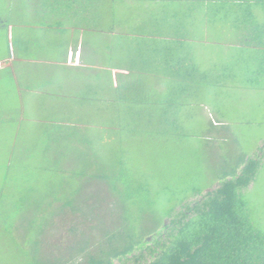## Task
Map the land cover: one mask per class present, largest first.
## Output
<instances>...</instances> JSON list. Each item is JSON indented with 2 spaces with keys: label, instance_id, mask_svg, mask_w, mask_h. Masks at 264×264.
<instances>
[{
  "label": "trees",
  "instance_id": "trees-1",
  "mask_svg": "<svg viewBox=\"0 0 264 264\" xmlns=\"http://www.w3.org/2000/svg\"><path fill=\"white\" fill-rule=\"evenodd\" d=\"M26 1L27 7H22L19 12L42 14L41 21L37 22L43 24L53 19L56 25H63L64 29L58 27L59 32L84 30V36L95 37L99 31L103 36L98 43L103 69L93 80L85 77L78 88L80 94L72 91L73 96H70L80 111L82 108L92 110L90 113L97 119L88 116L91 123L81 126L79 123H85V120L78 118L79 123L64 126L58 119L62 114L47 118L42 113V118L51 123L46 138L40 140L43 153L40 151L39 156L23 158L32 161L27 164L30 167L37 159L40 169L58 166L63 158H82L83 169L76 170L77 175L71 181L78 183L79 178L86 176L104 181L113 192L108 207L115 221L112 226H104L101 238L94 241V245L74 223L69 226V233H79V238L59 251H43L40 238L44 229L53 224L55 215L69 208L87 216L86 208L81 204L83 194L75 199L74 187L68 192L69 181L66 180L55 191L48 189L39 199L29 203L27 211L23 209L27 198L20 195L31 191L30 186H22H32L33 180L17 186L16 190L21 192L18 196H13L15 189L10 192L0 188L1 231L15 230L16 217L31 213L27 228L34 229L31 234L26 229L25 241L29 240L28 246H33L34 251L26 252L21 262L113 264L114 260L129 259V255L132 257L137 251L148 248L149 258L145 264H264V207H258V202L246 198L250 184L264 163V141L256 149L262 153L239 157L228 171H223V166L216 187L203 194L204 188L193 187V193H201V198L193 204H184L182 198L177 202L181 207L177 211L175 207H163L160 211L156 205L160 223L144 231L136 228L138 220L134 222L128 218L131 215L125 214L132 208L124 201H132L133 205L138 201L139 205L142 197L150 198L152 187L148 188L142 182L133 186V177L127 181L113 171L111 165L105 166L102 160L105 145L104 148L100 146L103 140H106L103 144L111 141L110 144L115 145L114 154L122 157L119 165L123 166V158L128 155L125 145L151 137L168 140L175 137L174 131L189 126L187 120L193 117L195 98L221 100L229 86L264 91V0ZM115 25L121 27L113 33ZM226 31L233 36L228 34V39H222L221 34ZM225 45L229 49L225 50L224 56L211 59L210 53L217 52L212 48ZM209 49L212 50L207 54ZM201 56H209L207 62L204 63ZM117 68H124L128 73L120 72L113 86L110 73ZM134 108L140 114L132 111ZM216 110L220 112L221 106ZM18 113H22L21 108ZM21 122L22 119L7 122L9 135L0 137L2 141L13 142L0 146V151H10L9 168L21 158L17 151L26 149L23 139L18 136ZM220 122L210 117L215 136L205 134L206 142H200L201 147L209 149L208 138L224 134L217 128L224 125ZM191 127L182 132L192 137L195 132ZM72 168L65 169L64 173L75 170ZM21 176L23 179L25 174ZM48 178L43 182L50 183ZM60 195L64 196L60 198ZM8 200L13 203L6 204ZM150 201L155 206L158 199ZM149 235L150 241L146 239ZM77 257H81V261L78 262Z\"/></svg>",
  "mask_w": 264,
  "mask_h": 264
},
{
  "label": "rangeland",
  "instance_id": "rangeland-1",
  "mask_svg": "<svg viewBox=\"0 0 264 264\" xmlns=\"http://www.w3.org/2000/svg\"><path fill=\"white\" fill-rule=\"evenodd\" d=\"M26 2V0H22V2L21 0L18 2L17 0H0V18L1 16L7 17L8 24L12 26V30L17 31L22 22H27L29 25L33 22L36 26L34 30L32 27L30 28V26L24 30L19 28L25 35L22 42L26 47L23 48L20 59L13 62V68H15L14 66L17 64L18 66L16 69L19 68V70L21 69L22 71H39L46 69L47 66L51 64L54 56H63L64 45H71V47L73 46L76 50L75 52H72L73 55L69 59L76 57L79 61V56H86L83 52H80V44H82L84 48L83 51L87 56H101L98 52L100 47L98 43H101L103 36L99 31L95 33L97 34L95 37H90L89 35L84 36V34H86L84 30L64 32L62 30L59 32L57 30L58 27L63 28V25H56L53 19H49L48 22H46V24L50 23V25L47 26L46 24L37 22L41 21L42 14L37 16L34 13L31 15L25 12L24 14L19 12L21 5H23L24 8L27 7L25 4ZM28 19H32L33 21H29ZM120 27L121 26L119 25H115V27H113V33L118 32ZM12 33L15 35V32L12 31ZM78 34H81L80 38L77 36ZM228 34L231 36L232 33L229 31L222 32L221 38L223 39L226 37L228 39ZM97 40L99 42H97ZM4 41L3 29L0 28V58H4L3 55L6 51ZM212 49H215L217 52L210 53L211 59H213V56H224L226 53L225 50H228L229 48L225 45L217 46ZM212 49L206 50V53L209 54ZM14 52L13 47V56H11V60L15 57ZM201 57L202 61L205 63L209 56ZM23 58L29 60L23 61ZM82 61L83 59L80 58V61L77 64H82ZM68 63L69 62H67V64ZM70 63V69L72 70L71 75H74V65H72L75 64L74 59H72V62ZM99 64H102V62L96 63L93 69L85 66L86 73H90V71H100L101 68ZM82 74L86 77L84 73ZM43 77H46V75L43 74ZM4 79V82H7V78ZM35 79H42L41 75L36 74L34 79L31 80ZM41 81L42 80H40V82ZM4 82L0 81L1 84ZM21 82L22 85H26L28 83L27 78L21 77ZM35 83L37 84V81ZM220 90L221 89H218V91ZM224 93L225 94L222 95L221 100L215 98L214 100L206 101L195 98L197 103L193 110V117L192 119L187 120L189 126L192 125L190 129L195 132L192 137H189L182 132L189 127L187 126L184 130L181 128L177 130L178 132H181L180 134H177V131H174L175 137L168 140L156 137H153L155 138L153 139L151 137L130 142L129 145H125V149L128 150V155L123 158V166L119 165V161L122 160V157H118L114 154L115 145L112 146L110 144L111 141L109 144H103V141L106 140L100 142V146L103 145V148L105 145V148L102 151V160H104L103 164L105 166L111 165V169L117 171L119 176L125 178L127 181H130V178L133 177V186L137 184L139 185V182H142L147 184L148 188L152 187L153 189L150 188V198L158 199L155 206L151 205L150 200L152 199L146 196L142 197L139 205L138 201L136 205H133L132 201H124L126 205L132 208L125 214L131 215V217L128 218L134 222L136 220L139 221V225L136 226L138 230H149L160 223V212L156 208V205L159 206L160 211L163 207H175V210L177 211L181 208L180 203L177 202L182 198H184V204H193L195 200L201 198V193L203 194L207 190L217 186V180H219L218 178H220V174H222L223 171L230 170L233 166V162L237 161L239 157L249 156L253 152L262 153L261 150L256 151V149H258V146L264 141V91L254 88L241 89L229 86L225 89ZM201 96L203 95H200L199 97ZM22 97H25L24 104L26 106L27 115L23 113L24 118L18 126L20 131L18 136L23 139L26 149L23 148L22 151H17L21 155V158L15 160L10 165V168L7 166V162L11 161L12 158L8 156L10 151H0V188L2 191L8 190L10 192L15 189L13 196H18L21 192L16 190L18 189L17 186H22L26 181L33 180L34 183L32 186L31 184H24L22 186H30L31 191L24 192L20 195L21 197L25 196L27 198L25 200L27 202L23 203V209L28 211L29 208L27 206L29 203H33L39 199L48 189H53V191H55V188L60 183L68 180L69 186L67 191L70 192L71 188L74 187L73 192L77 194L74 197L75 199L83 194L81 197V204L86 208L84 210L87 211V216H84L77 211L72 212L69 208L64 209L58 214V216L55 215L53 224L44 229V234L41 236L42 238H40V245L42 246L43 251H59L60 249H64V247L70 245V242H73L75 238H79L80 236L79 233L75 234L77 236L69 233L68 228L74 223H77L80 231H84V235H82L90 240L92 243L91 245H94V241H98V238H101L104 226H112L115 221L114 215L109 211L108 207L109 202L113 199V192L111 193L110 188H108L104 181L95 177L86 176L79 178L80 180L78 183H76L77 181L74 183L71 181L73 176L76 177L77 175L76 170L81 171L83 169L82 166H84L85 163L82 158H63V160L58 163V166L53 165V167L50 168L42 167L40 169L37 164V159L31 167L27 165L28 162L32 163V161L23 157L29 158L30 156H39L38 154L41 152L43 153L40 149V143H42L40 140L41 138H46V131L51 127V123L47 122L46 119L41 118L40 114L42 113L39 114L38 109L30 101L28 94H24ZM202 101H205V103ZM10 103L16 102L10 101ZM219 105L221 106L220 112L216 110ZM17 106H20L19 102L17 103ZM58 107L60 109H58ZM11 111L18 113L19 109L17 108L16 111V106L14 105L8 109H1L0 117H3L4 115L8 116ZM62 111L72 112L74 113L75 118L85 120L83 126H86V122H90L88 116H92L93 120L96 118V116L90 113L92 110L88 111V109L82 108L80 111V108L73 109V106L67 101H54L53 99L48 103L45 114L53 113V115L58 116L62 114ZM132 111L140 114L136 108L132 109ZM210 117L211 120H219L224 123L222 127H217L221 132H224V134L221 137L216 136L208 138L210 143V148L208 149L201 147L200 142H206V139H204L203 136L207 133L210 136H215L213 133V126L210 124ZM6 123V120H3L0 124V128L3 127L0 132V137L2 136V138L9 135L8 129L6 130L9 126L6 125ZM198 130H202L203 132H198ZM224 137L225 139H223ZM8 143L10 144L13 142L0 140V146ZM219 147H221L220 150L218 149ZM28 148H31L34 151L30 152ZM223 166L225 167L224 170ZM69 168L75 170H68L66 171L67 173H64V170ZM22 174H25V179H21ZM63 174L65 175L63 176ZM48 176V181L50 180V183H44L43 180ZM118 185L120 187L122 186L120 182H118ZM129 185L130 184L123 186L122 189ZM193 187L204 189L197 195L192 192ZM79 190H81V192ZM63 196L64 195H60V198ZM246 198L252 200L254 203L258 202V207H260V205L264 207V163L256 174L255 180L250 184ZM5 203L12 204L13 201L8 200L5 201ZM43 203L46 202H42V204ZM59 206L60 203H58V207ZM30 214V212H26L25 217L22 215L16 217L15 230H9L7 232L0 230V264H23L21 261L24 258V254L26 252L30 254L33 253V246L29 247V240H27V243L25 241L26 229L28 234H31L34 229L31 226L27 228V221L30 217L28 215ZM251 216L255 220L253 212ZM259 220L261 221L262 219L260 218ZM102 221L103 225L101 224ZM100 224L102 226H99ZM0 229H3L2 226ZM146 239L150 241L151 235L147 236ZM148 251V248H143L134 253L132 257L129 255V259L114 260L113 264H145L149 258ZM77 261H81V257H77Z\"/></svg>",
  "mask_w": 264,
  "mask_h": 264
},
{
  "label": "crops",
  "instance_id": "crops-1",
  "mask_svg": "<svg viewBox=\"0 0 264 264\" xmlns=\"http://www.w3.org/2000/svg\"><path fill=\"white\" fill-rule=\"evenodd\" d=\"M18 1L19 0H17V2ZM22 7L23 5H21L20 10ZM29 26L30 28L32 27L33 30L36 28L33 22L30 25L27 24V22H22L20 27L18 24V27L21 30H24ZM0 28L3 29L4 40H5L4 42L6 47L5 54L3 55L4 58H0V81L4 82L5 80L4 78H7L6 80L7 82H4L3 84L0 83V110L8 109L13 105L16 106V111L17 108L22 109V113H16V112L14 113L13 111H11V113L8 114V116L4 115L3 117H0V124L2 123L3 120H6V122H11V121L15 122V120H21L24 118L23 113L27 115L26 106L24 104L25 97H22L24 94H28L30 101L38 109L39 114L44 113L43 117H47V118L57 117L53 115V113L45 114V110L47 109L48 103L51 102L52 99L54 101H58V100L67 101L73 106V109L78 108L77 105L70 99V96H73L72 91L73 92L77 91L80 94L78 88H80L81 84L84 83L83 81H85L84 80L85 77L83 76L82 73L86 75L87 77L86 79H90V80H93V78H95L96 76H100V73L103 69L102 64H99L101 70L98 72L90 71V73H86V69H85L86 68L85 66H88L89 68L93 69L96 63H100L101 61L99 56H92V57L87 56V54L83 51L84 48L82 44H80L79 45L80 52H83L86 56L83 57L79 56V61L80 58L83 59L82 61L83 63L80 65L77 64L79 63V61L76 57L72 58L74 59V63H75L72 64L74 65L73 72H75V74L71 75L72 70L70 69L71 68L70 62H72V59L69 58L73 55L72 52H75L76 50L75 48H73V46L71 47V45H64L63 56H54L51 61V64H49L46 69L39 71H30V70L22 71L21 69L19 70V68L16 69V67L18 66L17 64L14 66L15 68H13L12 65L14 61L20 59V56H22L23 48L26 47L22 42L25 35L23 34V32H21L19 28L17 31L12 30V26L8 24L7 17L4 16H1L0 18ZM12 31L15 32V35L12 33ZM77 36L80 38L81 34H78ZM8 41L13 42V47L15 51L14 52L15 57L12 60L11 58H9V53L7 49ZM23 59H24L23 61L29 60L27 58H23ZM67 62L69 63L67 64ZM90 63H93V66H90ZM120 72L126 74L128 73V70L124 68L121 69L117 68L111 70L110 77L112 79L111 82L114 83V85L112 84L113 86H115L118 74ZM36 74L41 75L42 79L31 80L34 79V76ZM43 74H45L46 77H43ZM21 77L27 78L28 83L26 85H22ZM40 80L42 81L40 82ZM36 81L37 84L35 83ZM10 101H14L16 103H10ZM18 102L20 103V106H17ZM58 109L60 108L58 107ZM40 116L42 118L41 114ZM74 116L75 115L72 112L62 111V116L59 117L58 119L59 121H62V124L64 126H69L75 122L79 123L78 118H75ZM73 119L75 120V122ZM79 124L83 126L82 122H80Z\"/></svg>",
  "mask_w": 264,
  "mask_h": 264
},
{
  "label": "built area",
  "instance_id": "built-area-1",
  "mask_svg": "<svg viewBox=\"0 0 264 264\" xmlns=\"http://www.w3.org/2000/svg\"><path fill=\"white\" fill-rule=\"evenodd\" d=\"M8 52H9V56L11 58V56H13V44L11 41L8 42Z\"/></svg>",
  "mask_w": 264,
  "mask_h": 264
}]
</instances>
